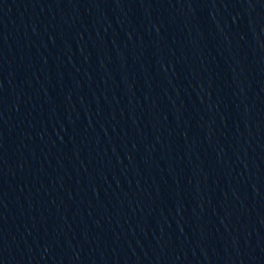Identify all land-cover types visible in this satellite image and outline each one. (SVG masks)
<instances>
[{
  "label": "water",
  "instance_id": "95a60500",
  "mask_svg": "<svg viewBox=\"0 0 264 264\" xmlns=\"http://www.w3.org/2000/svg\"><path fill=\"white\" fill-rule=\"evenodd\" d=\"M264 0H0V264H260Z\"/></svg>",
  "mask_w": 264,
  "mask_h": 264
}]
</instances>
